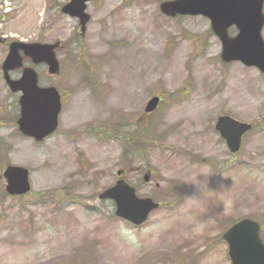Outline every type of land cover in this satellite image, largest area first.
I'll list each match as a JSON object with an SVG mask.
<instances>
[{"label": "rangeland", "instance_id": "374dc122", "mask_svg": "<svg viewBox=\"0 0 264 264\" xmlns=\"http://www.w3.org/2000/svg\"><path fill=\"white\" fill-rule=\"evenodd\" d=\"M67 1L0 0V36L64 43L58 75L36 67L62 94L60 130L44 142L18 129L0 43V264H231L225 227L247 216L264 236V74L224 63L210 19L166 16L162 0H91L84 37L60 10ZM154 94L162 101L146 115ZM222 114L254 124L237 154L215 129ZM136 128L154 145L119 139ZM10 163L30 169L26 196L5 191ZM117 169L140 196L162 202L141 226L98 198Z\"/></svg>", "mask_w": 264, "mask_h": 264}, {"label": "water", "instance_id": "95a60500", "mask_svg": "<svg viewBox=\"0 0 264 264\" xmlns=\"http://www.w3.org/2000/svg\"><path fill=\"white\" fill-rule=\"evenodd\" d=\"M88 0H70L62 6V11L80 18L82 33L90 14L86 12ZM264 0H166L160 4L161 10L171 16L177 14H203L210 17L215 33L222 41L224 61L241 60L247 65H256L264 71ZM236 24L239 32L230 36L228 27ZM56 43H26L15 41L3 63L5 79L12 90H22V116L19 120L25 134L41 140L53 132L58 125L61 109L59 91L54 86L40 87L38 74L32 67L24 69L20 79H12L9 70L22 66L20 50L34 62H47L51 73L59 72L56 57ZM160 97L153 96L147 103L146 112L153 111ZM252 125L231 116L218 118L216 128L226 139L232 152L239 151L243 134ZM122 171L119 170L120 174ZM6 190L10 194H25L31 189L29 170L19 165H8L4 171ZM145 180L150 179L146 173ZM100 198H112L116 203L115 213L135 224H142L149 213L159 206L151 197H139L136 188L124 179H119L111 187L99 194ZM260 224L250 218L237 220L223 236L229 243V253L233 264H264V242L260 235Z\"/></svg>", "mask_w": 264, "mask_h": 264}, {"label": "trees", "instance_id": "16d2710c", "mask_svg": "<svg viewBox=\"0 0 264 264\" xmlns=\"http://www.w3.org/2000/svg\"><path fill=\"white\" fill-rule=\"evenodd\" d=\"M141 131L142 130L138 129V130H135L134 132H129V133L123 132V133H120V138L124 142H132L134 139H138V141L140 142V144H138V145H140V148H142V146L144 147V145H146V143L140 137L142 135ZM143 132H145V131H143ZM154 141H156V140L150 139V142H149L150 145H152L151 143ZM69 264H92V261L90 259H86L83 257H77L74 260L70 261Z\"/></svg>", "mask_w": 264, "mask_h": 264}, {"label": "flooded vegetation", "instance_id": "af4514ba", "mask_svg": "<svg viewBox=\"0 0 264 264\" xmlns=\"http://www.w3.org/2000/svg\"><path fill=\"white\" fill-rule=\"evenodd\" d=\"M10 42H11V40H9V39L6 37V40H5L3 43H4V44H7V45L9 46ZM20 72H21V70H18V73H19V74H20ZM62 135L67 136V138H68V136H69V134L64 133V132H62ZM42 142H43V141H42Z\"/></svg>", "mask_w": 264, "mask_h": 264}, {"label": "clouds", "instance_id": "9594fccd", "mask_svg": "<svg viewBox=\"0 0 264 264\" xmlns=\"http://www.w3.org/2000/svg\"><path fill=\"white\" fill-rule=\"evenodd\" d=\"M195 184V183H194Z\"/></svg>", "mask_w": 264, "mask_h": 264}]
</instances>
